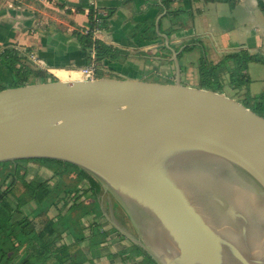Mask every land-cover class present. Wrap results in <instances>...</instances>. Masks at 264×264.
I'll list each match as a JSON object with an SVG mask.
<instances>
[{
	"label": "water",
	"instance_id": "water-1",
	"mask_svg": "<svg viewBox=\"0 0 264 264\" xmlns=\"http://www.w3.org/2000/svg\"><path fill=\"white\" fill-rule=\"evenodd\" d=\"M30 159L97 178L158 264H264V115L235 97L138 78L6 87L0 162Z\"/></svg>",
	"mask_w": 264,
	"mask_h": 264
},
{
	"label": "crops",
	"instance_id": "crops-1",
	"mask_svg": "<svg viewBox=\"0 0 264 264\" xmlns=\"http://www.w3.org/2000/svg\"><path fill=\"white\" fill-rule=\"evenodd\" d=\"M92 2L109 12L101 42L118 51L116 58L101 61L97 78L180 80L196 86L200 79L193 82L191 76L200 71L203 62H223L217 73L218 83L225 84L222 77L227 68L236 65L228 56L264 57V0H173L169 6L164 0H0V60L6 48H15L35 53L56 78L61 79V71L78 72L89 63L80 30L88 24ZM6 69L0 65V78L8 75ZM239 82L240 87L233 85L232 89L240 92V97H259L264 92V62L248 61ZM25 210L32 218L31 203ZM58 211L53 209L50 214L56 216ZM67 211L62 209L63 214ZM105 222L104 211L103 237L95 235L89 225L84 228L86 238L79 248L86 255L85 264H126L124 257L133 246L119 240L117 228ZM2 241L0 234V244ZM74 242V235L65 232L56 247Z\"/></svg>",
	"mask_w": 264,
	"mask_h": 264
},
{
	"label": "trees",
	"instance_id": "trees-1",
	"mask_svg": "<svg viewBox=\"0 0 264 264\" xmlns=\"http://www.w3.org/2000/svg\"><path fill=\"white\" fill-rule=\"evenodd\" d=\"M172 1L164 0V3L169 6ZM106 22L107 18L101 26L104 27ZM81 37L89 54L90 39ZM98 45L99 64L102 60L114 59L118 56V51L104 42L99 41ZM2 57L7 65L17 69L14 71L13 82L9 85L0 84V90L38 81L35 79L29 81L28 77L31 75L39 81L57 79L47 69L24 63L25 55L15 48H6ZM227 59L235 61L234 71L240 75V79L243 78V70L248 61L264 62L263 56L241 53L228 56ZM17 64L21 66L18 67ZM204 65L211 66L203 62L201 68H204L202 67ZM201 68V77L204 76L202 80L218 81V73L208 79L205 78L206 72ZM255 102L254 110L264 115V92L255 99ZM30 161L48 165L53 170V174L49 178L35 177L28 180L30 168L23 163ZM0 167H5L0 171V234L3 239L0 244V264H65L68 260L70 261L68 264H85L87 258L79 248V244L86 238L84 234L86 225L95 230V235L99 237L106 235V232L100 228L104 218V209L101 205V194L104 189L102 183L79 166L55 159L0 162ZM82 182L86 186H82ZM18 184L23 189L19 190ZM61 202L63 204L59 208ZM29 203L33 206L32 218L25 210V206ZM116 203L120 205L117 200ZM63 208L68 209L65 214L62 213ZM53 209L59 210L56 216L50 214ZM65 232L73 234L75 242L72 245L65 243L61 247H56V242L62 239ZM22 250H24L23 254H21ZM124 260L126 264H158L138 244H133V251L127 254Z\"/></svg>",
	"mask_w": 264,
	"mask_h": 264
},
{
	"label": "rangeland",
	"instance_id": "rangeland-1",
	"mask_svg": "<svg viewBox=\"0 0 264 264\" xmlns=\"http://www.w3.org/2000/svg\"><path fill=\"white\" fill-rule=\"evenodd\" d=\"M0 65H2L4 68H7L6 70L8 71V75L5 77L6 80L3 78H0V84L9 85L14 80V71L17 69V67L11 68L3 60H0ZM17 66L20 67L21 65L17 64ZM211 66H213V65H211ZM211 66H209V67H206V65L202 66L204 68H201V69H203V71L206 72L205 74H207V76L205 78L209 79L211 75H217V72H219V70L223 69L224 64H223V62H221L218 66H215L214 68H210ZM227 69H228V71L225 72L224 76L222 77L223 82L225 84L218 83V81L202 80V78L204 76L201 77L200 71L194 72L191 76V80L193 82H197L200 79L199 82L195 83L196 86L203 87V88H205L204 86H207L208 88L211 87V89H216L218 91H221V92L225 93L226 95L235 97L240 102L244 103L247 107L252 108L254 110L256 108L255 100H250V99L248 100V99L242 98V97H240V92H235L232 89L233 85L235 86L238 84L240 87V82H239L240 75H238L234 71V68H227ZM65 73H67L66 77H68V78L72 76L71 72L70 73L65 72ZM98 74L100 75V74H102V72H100ZM58 75L62 78V80H68L66 78H63L59 72H58ZM34 79L39 81V79H36L32 75L28 77L29 81H32ZM217 79H219V78H217ZM229 80H232V81L228 82ZM226 82H228V85ZM23 164L30 168V171H29L28 176H27L28 180L34 179L35 177H45V178L47 177V178H49L50 175L53 174V170L50 167H47L48 165H46L44 163L30 161V162H26ZM8 168L10 169L11 166H9ZM4 169H5V167H0V171H2ZM81 185L86 186V185H84L83 182L81 183ZM18 189L20 190L23 188H21L20 185L18 184ZM113 202H116V199L110 192H109V194L104 193L103 196L101 195V205H102V207H103V209L107 215V222H105V224L106 225H110V223L113 224L118 230V235H117L118 239L123 241L124 243L126 242L127 245L133 246V244L140 243L136 239V235H138V233L136 231L134 224L130 220L128 214L125 212L124 209H122V207L120 205L115 207ZM136 241H137V243H136Z\"/></svg>",
	"mask_w": 264,
	"mask_h": 264
},
{
	"label": "built area",
	"instance_id": "built-area-1",
	"mask_svg": "<svg viewBox=\"0 0 264 264\" xmlns=\"http://www.w3.org/2000/svg\"><path fill=\"white\" fill-rule=\"evenodd\" d=\"M89 21L84 28L80 30V34L90 39L91 45L89 49V63L80 67L78 72L81 80H93L97 78V71L100 68L98 61L99 41L102 30V23L108 17V10L99 6L96 2H92V7L89 10ZM25 55L24 63L30 64L33 67L45 68L44 64L37 58L35 53L22 51Z\"/></svg>",
	"mask_w": 264,
	"mask_h": 264
},
{
	"label": "bare ground",
	"instance_id": "bare-ground-1",
	"mask_svg": "<svg viewBox=\"0 0 264 264\" xmlns=\"http://www.w3.org/2000/svg\"><path fill=\"white\" fill-rule=\"evenodd\" d=\"M57 71H61V69H56L55 72H57ZM60 74H61V76H62L63 78L68 79V77H66V76H67V73H65L64 71H61ZM71 74H72V76H74V77L80 76V75H79V72H77V71H75V70L72 71ZM59 77H60V76H59ZM60 78H61V77H60ZM61 79H62V78H61ZM68 80H70V79H68ZM232 194H233V196L235 197V199L238 201L239 205H241V207H242L243 210L245 211L244 213L249 212V211H250L249 206H248V204H247V203H246V202L240 197V191L236 190V191H234Z\"/></svg>",
	"mask_w": 264,
	"mask_h": 264
},
{
	"label": "flooded vegetation",
	"instance_id": "flooded-vegetation-1",
	"mask_svg": "<svg viewBox=\"0 0 264 264\" xmlns=\"http://www.w3.org/2000/svg\"><path fill=\"white\" fill-rule=\"evenodd\" d=\"M104 193L109 194V191L104 188L101 195L103 196ZM113 204H114L115 207L118 206L116 202H113ZM136 239L138 240V242H140V240H141L139 235H136ZM136 243H137V241H136Z\"/></svg>",
	"mask_w": 264,
	"mask_h": 264
}]
</instances>
